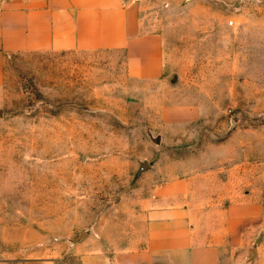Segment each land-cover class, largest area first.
Instances as JSON below:
<instances>
[{
	"label": "rangeland",
	"instance_id": "1",
	"mask_svg": "<svg viewBox=\"0 0 264 264\" xmlns=\"http://www.w3.org/2000/svg\"><path fill=\"white\" fill-rule=\"evenodd\" d=\"M122 1L142 33L158 35L155 62L134 60L135 47L3 58L0 230L63 241L116 222L166 177L196 178L199 200L213 204L216 177L264 178V0ZM2 245L0 264H19ZM205 246L200 262L216 256ZM58 252L27 254L76 264Z\"/></svg>",
	"mask_w": 264,
	"mask_h": 264
},
{
	"label": "crops",
	"instance_id": "2",
	"mask_svg": "<svg viewBox=\"0 0 264 264\" xmlns=\"http://www.w3.org/2000/svg\"><path fill=\"white\" fill-rule=\"evenodd\" d=\"M146 40L153 42L147 53ZM133 47L141 65L158 59V35L142 33L122 0H0V65L16 53L123 50L128 55ZM198 184L189 176L166 177L116 222H92L63 241L46 238L38 228V233L13 232L1 221V243L19 253V264L59 261L27 254L33 250L63 251L76 256V264H154L162 253L172 260L173 251L184 252V264H238L248 253L254 264H264V178L216 177V204L206 201L211 199L206 193L199 200ZM206 244L216 256L200 262L196 252Z\"/></svg>",
	"mask_w": 264,
	"mask_h": 264
}]
</instances>
